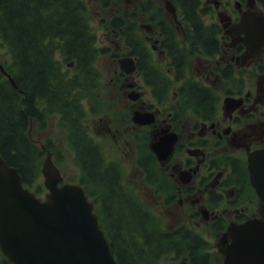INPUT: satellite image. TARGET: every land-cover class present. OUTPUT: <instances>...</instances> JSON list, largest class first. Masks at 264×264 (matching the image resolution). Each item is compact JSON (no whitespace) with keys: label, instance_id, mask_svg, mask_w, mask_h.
Returning a JSON list of instances; mask_svg holds the SVG:
<instances>
[{"label":"flooded vegetation","instance_id":"obj_1","mask_svg":"<svg viewBox=\"0 0 264 264\" xmlns=\"http://www.w3.org/2000/svg\"><path fill=\"white\" fill-rule=\"evenodd\" d=\"M91 1L94 13L104 14L106 47L126 42L127 54L135 58L136 68L128 73L114 57L118 53H106L116 63L111 90L121 97L128 118L118 124L107 116L104 130L114 137L117 152L138 156L134 167L143 187L135 201L165 207L172 220L165 232L166 264H227L235 227L252 219L264 222V198L249 168V157L256 154L264 171V46L252 53L237 26L243 16L264 17V0H201L197 18L202 33L212 38L204 43L190 39L182 11L170 12L166 0ZM76 5L77 0H48L39 12L69 14ZM116 17L123 18L120 24L113 22ZM154 55L165 71L157 73ZM89 88L82 83L71 102L83 107L78 126L85 128L75 136L82 144L77 152L85 154L91 151L85 146L91 124L83 100ZM158 145L168 146L166 159L159 158ZM152 163L162 174L147 182L155 173Z\"/></svg>","mask_w":264,"mask_h":264},{"label":"trees","instance_id":"obj_2","mask_svg":"<svg viewBox=\"0 0 264 264\" xmlns=\"http://www.w3.org/2000/svg\"><path fill=\"white\" fill-rule=\"evenodd\" d=\"M47 1L0 0V34L12 55L11 65H4L18 85V89L14 88L0 71V154L9 164L19 168L24 182L29 186L38 177L42 156L39 146L28 135L29 121L31 118L42 119L45 110H58L64 116H69L68 101L72 95L73 79L66 75L61 59H76V71H91L88 67L92 65L94 53L91 46L93 39L86 35L87 28L84 27L80 8L58 16L41 14L39 9ZM172 1L182 8L185 23L193 31V42H212V38L202 33V22L197 18L200 0ZM59 51L61 55L56 54ZM19 89L24 92L21 93ZM96 154V149L91 148L84 156L94 172L87 180L95 182L92 190L101 199V223L113 253L119 264H156L157 252L149 256L134 252L136 241L127 235L132 236L138 224L137 216L142 215L127 205L118 169L110 166L105 170L98 169ZM85 180L86 176L83 182ZM85 187L89 192V186ZM44 190L43 184H36L37 193ZM105 205L110 208H107L109 220ZM149 257L151 262H145Z\"/></svg>","mask_w":264,"mask_h":264},{"label":"water","instance_id":"obj_3","mask_svg":"<svg viewBox=\"0 0 264 264\" xmlns=\"http://www.w3.org/2000/svg\"><path fill=\"white\" fill-rule=\"evenodd\" d=\"M167 4L175 12L174 4L171 1ZM238 27L240 32L247 33L249 49L255 53L264 44V18L249 22L243 18ZM121 62L128 71L134 68L130 58ZM0 69L16 87L14 78L1 63ZM42 171L50 190L45 199L26 189L18 168L9 165L0 155V249L3 254L13 264H118L94 205L82 186L76 182L59 186L62 176L50 152ZM258 174L259 171L254 182L264 197L262 176ZM227 257L228 264H264V224L253 220L237 227Z\"/></svg>","mask_w":264,"mask_h":264},{"label":"rangeland","instance_id":"obj_4","mask_svg":"<svg viewBox=\"0 0 264 264\" xmlns=\"http://www.w3.org/2000/svg\"><path fill=\"white\" fill-rule=\"evenodd\" d=\"M83 2L85 8V16L91 27V31L96 37V48L98 51L93 55L94 68L100 73L99 83L92 88H89L84 94L88 93L87 97H83V100L87 98V118L89 126L91 124V133L95 140L100 144L102 153L108 161H113L118 163L119 169L122 175V184L127 191L140 197L138 195V188L140 189L143 185L141 183V173L135 168V162L138 161V156L134 154V159L127 154H121L116 151L115 139L111 134L104 130V120L107 116L112 117L113 121L118 124H123L127 122V109L123 106V101L121 97L117 96V92L114 93L111 89V73L113 68H115V62L113 65L111 61L108 60L110 52L118 53V56L114 54L117 59L125 56L129 49L125 47V43H120L118 50L114 49V45L109 49H103L106 46H110V43L105 42L103 31H105L106 26L102 23L103 13L96 14L95 9L92 7L94 4L91 0H80ZM160 7L157 4V9ZM131 20L135 21V16H130ZM129 20V19H128ZM130 21V20H129ZM140 30V29H139ZM138 30V31H139ZM124 40V38H122ZM149 46H151L149 44ZM126 50V54L123 51ZM108 53V56L106 55ZM155 54V53H154ZM156 57V62L161 66L162 63L159 62ZM0 61L6 63L10 66L12 63V55L8 49L5 41L0 34ZM162 66L166 67L162 64ZM73 73V71H71ZM31 135L38 144H48L54 152L55 160L61 167L67 179H78L81 177L79 173V168L77 166V157L75 152V146L71 140L69 130L67 126L63 123L61 116L58 113L50 112L45 115L42 122H33L31 126ZM45 155L42 160H44ZM42 166V164L40 165ZM152 168L156 171L155 175L162 174V171L152 164ZM144 177V175H143ZM44 177L42 173L38 178L39 182L43 183ZM144 206L151 211L153 216V221L156 224L168 228L172 225V220L169 218L165 207H154L151 200H142ZM200 232H203L200 230ZM207 237V235H205ZM211 244V243H210ZM166 254L161 260V264H166L167 258ZM4 256L0 251V264L3 262Z\"/></svg>","mask_w":264,"mask_h":264}]
</instances>
